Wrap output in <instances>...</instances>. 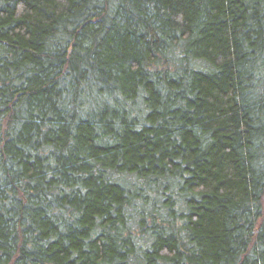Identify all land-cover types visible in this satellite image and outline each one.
<instances>
[{
	"label": "trees",
	"instance_id": "1",
	"mask_svg": "<svg viewBox=\"0 0 264 264\" xmlns=\"http://www.w3.org/2000/svg\"><path fill=\"white\" fill-rule=\"evenodd\" d=\"M0 264H264V0H0Z\"/></svg>",
	"mask_w": 264,
	"mask_h": 264
}]
</instances>
